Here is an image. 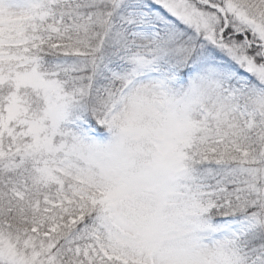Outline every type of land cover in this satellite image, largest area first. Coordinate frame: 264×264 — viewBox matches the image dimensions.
Wrapping results in <instances>:
<instances>
[{
  "label": "snow or ice",
  "instance_id": "6c2138e0",
  "mask_svg": "<svg viewBox=\"0 0 264 264\" xmlns=\"http://www.w3.org/2000/svg\"><path fill=\"white\" fill-rule=\"evenodd\" d=\"M0 264H264V0H0Z\"/></svg>",
  "mask_w": 264,
  "mask_h": 264
}]
</instances>
